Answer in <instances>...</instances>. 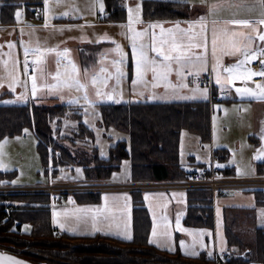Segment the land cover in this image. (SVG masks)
Here are the masks:
<instances>
[{
  "label": "crops",
  "instance_id": "0c3cea01",
  "mask_svg": "<svg viewBox=\"0 0 264 264\" xmlns=\"http://www.w3.org/2000/svg\"><path fill=\"white\" fill-rule=\"evenodd\" d=\"M82 2V4H79ZM142 1V0H141ZM186 3L188 6L182 9L183 15L174 19H164V20H144L141 16L134 18L133 20H139V23H133L138 31H143L147 29L146 35L143 37L144 43L151 45L153 33H155L157 39V47H159V41L163 36L165 39H170L168 29L176 31V25L179 24L180 29L187 30L189 25L188 22L196 21L199 17H205V23L207 24L206 30L201 33L199 25H196L191 31L193 33H201L197 36V42L206 47L202 46L200 48H193L194 53L203 54L206 58V65L203 62H197L193 65H189L184 71L189 73L187 76L181 75L177 77L176 73L173 72L168 77V82L158 80L153 81L151 73L148 74L147 78L151 83H156L155 87L142 89L138 92V98L130 99L128 101L120 100L118 103L122 102H171V101H208L209 100V88L207 87V99L203 97L200 91H192L199 86L195 82V79L199 76L208 75L211 79L212 88L219 94L222 93V98L225 103L224 106H220L217 112L220 114V122L217 126L211 125V112H210V141L208 143L202 142L201 137L194 131L181 129L178 136L177 144V159L179 165L182 164H207L211 159V154L216 149H223L226 151V156L222 160L217 162L219 168L223 171L229 172L231 175L240 178H254L258 179L264 177V175L256 173V164L259 162H264V155H260L258 150L264 146V141L261 139V130L264 129V99L258 98L252 95H240L237 89L249 88L253 91H259L257 85H264V76L254 75L249 76L250 72L259 73L264 71V64L261 61L264 60V54L260 53L261 49H264V41H260L257 32H264V25L257 23L260 19L264 18L262 15V10L260 7V0H229L233 5H244L243 7H223L217 10L213 15H208V5L217 3V0H166ZM95 2V7L92 5ZM101 0H49V11L48 17L51 21H47V27L56 26L60 24H66V22H58L59 16L65 11H69L66 5H71L75 12H77L78 17L76 21L69 22L73 25L82 23H102L104 30L105 27L111 25H117L121 27L122 23H128V18L126 21L122 22H111L106 20L105 14V3L103 0L104 9L100 10ZM127 1L122 0L123 6L127 10ZM85 4V5H84ZM88 6V8H86ZM45 2L43 0L42 9V19L38 22L27 21L24 19L23 13L20 16L19 21L15 17V22L11 24H0V93H9L5 95L2 99L6 97H14L16 95H22L24 91V72L22 67L21 55L23 53V47L27 43L33 45L39 41L41 45V35L39 38L34 35H29L30 32L40 31L43 38L46 33L45 30L38 29L39 27H44L45 25ZM93 17V20L83 21L81 16L89 15ZM70 14L68 13L67 16ZM229 19H248L252 21L253 27L257 29V32H253L251 28H245L242 26L228 25L229 35H224L221 29L224 25L221 23L217 28V44L215 59L212 53V21H224ZM91 21V22H90ZM156 24L158 27L151 28L149 25ZM161 28L165 31L162 33ZM21 29H23V35L21 34ZM44 31V32H42ZM232 31L244 32L253 37L252 41H245L248 44V53L251 55L252 52H256V55L250 60H245V52L243 46H240L241 50L236 51L231 46V36ZM71 37V36H70ZM71 39L70 45L75 48L78 56L79 65L81 68H90L97 63V60L93 61L90 65L84 67L79 59L78 48L76 43L78 42L73 37ZM236 39H239L237 37ZM85 41V42H83ZM105 42L101 47L114 46L112 40H100ZM11 42L14 46L9 48L8 44ZM88 40H81V43H88ZM92 43H97L93 42ZM99 42V41H98ZM187 40L185 39V43ZM36 45V44H35ZM101 47L99 49L98 56L101 52ZM22 53H21V52ZM128 53L132 55L131 48H127ZM150 56H155L156 54L149 51ZM98 59V57H97ZM5 62L7 63V68L5 67ZM15 63V82L9 77L8 73L12 71L13 64ZM24 63V57H23ZM216 64V71H212L213 64ZM32 64V63H31ZM239 64L238 68H235ZM33 66V65H32ZM176 67V65H173ZM206 68V70H205ZM227 68H234V73H229L225 71ZM33 69V68H32ZM31 69V70H32ZM24 71V72H23ZM30 71V70H29ZM26 73V72H25ZM27 74V73H26ZM35 74V73H34ZM217 75L220 76V84H217ZM235 76V78H232ZM230 80V82H229ZM12 84V87H9ZM181 84H187V87H179ZM223 85V88L221 87ZM177 88L175 90L171 89ZM169 88V92L167 91ZM226 91V92H224ZM143 93V95H141ZM182 95L181 100L175 95ZM156 95V97H155ZM176 97V98H175ZM184 97H194V98H184ZM41 98V97H35ZM56 97H51L53 101ZM0 99V101H2ZM170 99V100H169ZM113 101V98H112ZM184 138V143L181 140ZM259 155V158H256ZM180 180H173L170 178L164 179H149L146 183H166L171 184ZM133 180L127 182L126 184H132ZM139 186V183H134ZM4 185V184H2ZM8 185V184H5ZM4 185V186H5ZM47 185V184H46ZM45 185V186H46ZM9 186V185H8ZM120 189L127 190H139L142 191L141 201L147 203L150 207L153 205L156 209L162 211L164 228L167 232V243L168 247L172 244V247L177 243V249L167 250L163 244L153 242L151 244L157 246L158 248L165 249L169 252L179 251L186 256H196L200 252H204L206 255L210 254L214 250L222 251L224 249L235 250L237 252L238 248L233 249V245H239L238 241L235 240L234 234L231 236V244L227 241L226 236V221L227 213L237 212L242 216L254 217V226L250 228V231H254L255 227H264V211L261 215L260 220H256V213L259 209H264V204L260 205L257 200L256 191H263V202L264 203V187H250L245 189H232L222 193H215L213 197V228L209 229L207 227H197L190 226L184 223V216L186 214L187 206V193L186 189L183 187H134ZM151 188V189H150ZM99 190V189H98ZM109 188L100 189L99 192H104V200L99 205L88 200L77 201L74 197L71 199V203L68 205H60L58 209H51L49 203V210L51 216V223L58 231H64L72 235H93L102 234L112 237H117L120 239H126L127 236L132 237V207L134 203L127 200L120 201L124 196L121 191H113L114 195L110 193ZM113 190V189H110ZM75 191H89L87 189H66L62 191H56L49 193L50 202L52 199L56 198V194H75ZM95 191V190H94ZM136 192V191H135ZM87 194L85 192H78V194ZM107 198V199H105ZM145 207V206H144ZM146 208V207H145ZM103 209V213L101 212ZM55 214V215H54ZM237 219V218H236ZM177 220L179 223H177ZM98 228L99 231L94 230ZM122 224L124 226L123 230L126 231V236H120L116 233L119 230V226ZM153 225L150 223V229ZM228 228V227H227ZM149 241V238H148ZM162 241V240H161ZM181 241H183V248H181ZM251 242V241H250ZM248 242V243H250ZM247 243V244H248ZM248 247V245H247ZM179 249V250H178ZM195 252V255L190 253ZM188 253V254H186Z\"/></svg>",
  "mask_w": 264,
  "mask_h": 264
},
{
  "label": "trees",
  "instance_id": "16d2710c",
  "mask_svg": "<svg viewBox=\"0 0 264 264\" xmlns=\"http://www.w3.org/2000/svg\"><path fill=\"white\" fill-rule=\"evenodd\" d=\"M106 20L122 22L126 20V8L122 0H104ZM186 3L166 0H142L141 14L144 20L174 19L183 15ZM21 8L24 19L35 18L37 10L42 11L43 0H0V24L15 22V12ZM105 42L81 43L78 48L82 66L90 65L92 54ZM96 48L87 49L89 45ZM92 58L88 61L84 55ZM9 93H0V99ZM210 104L208 101L171 102H122L100 104L101 124L114 127L128 134L129 141L119 140L110 146L109 156L97 155L92 145V131L81 120L79 107L68 103H55L51 106L37 105L28 98L16 103L0 101V138L32 132L37 135L36 144L42 163L48 159L57 167L66 168L71 164L82 166L87 180L103 181L113 169L119 167L124 158L130 160L133 182L146 183L149 179L170 178L182 180L184 168L177 162V144L181 129L196 132L202 142L210 141ZM73 117L77 124L72 129L76 137L84 139L88 146L80 156L90 160L78 159L69 148L56 143L52 129H60L63 119ZM56 123V124H55ZM55 124V125H52ZM68 128V127H67ZM63 142L75 144L68 135ZM86 152L84 155L83 152ZM223 149L214 150L217 160L226 156ZM91 161V162H90ZM222 168L219 171L222 172ZM224 174H230L223 171ZM256 173L264 175V162L256 164ZM5 173L0 170V185ZM93 177V178H91ZM104 183V182H102ZM100 191L85 192L97 198ZM137 192L139 190H131ZM186 214L184 223L190 226L213 228V194L209 189L187 188ZM257 200L263 205V191H256ZM137 200L132 207V237L120 239L102 234L72 235L58 231L51 223L49 210L50 195L44 191L0 193V250L13 253L36 264H220L212 257L200 252L196 256L169 252L148 241L150 219L148 211ZM28 225L27 228H24ZM226 227L227 241L231 236ZM240 246L242 240L235 236ZM70 240H78L72 244ZM252 249L249 256H239L232 250L230 264H249L264 262V227L255 228Z\"/></svg>",
  "mask_w": 264,
  "mask_h": 264
},
{
  "label": "rangeland",
  "instance_id": "374dc122",
  "mask_svg": "<svg viewBox=\"0 0 264 264\" xmlns=\"http://www.w3.org/2000/svg\"><path fill=\"white\" fill-rule=\"evenodd\" d=\"M103 4V0H101ZM126 18H129V11L128 9L131 8L132 16L134 18H138L141 16V0H126ZM82 4V2H79ZM85 5V4H84ZM139 5V7H137ZM71 5H66L70 15H60L58 18V22H66V24H60L56 26H49V27H39L40 30H45L46 33L43 38L42 33L35 29L36 31L30 32L31 35L39 38V34L41 35V47L43 48H51L54 51L50 53H46L45 60L40 65H34L33 61L36 59V56L32 53L29 54V61L33 65L32 70H28L27 74L24 72V91L23 96L27 97L29 100H32L37 105L43 106H51L55 103H68L73 104L79 107V112L81 114L82 122L90 128L92 131V145L97 148V155L102 158H106L109 156L110 146L117 143L119 140H126V143L129 141V137L127 133H124L114 127H104L101 124V116H100V104L107 102L108 96L104 95V93H112L113 95V102L118 103L120 100L128 101L134 98H138V92L142 89H148L154 87L148 78H146V82L144 83H137L135 86L132 84V80L134 79V61L133 56L128 53L127 48H131V42L127 38L131 36L132 33L128 31L127 25L128 23H122L125 27H119L117 25H113V23H109L105 27L102 26V23H80L77 25H73L69 22L76 21V17H78L77 12L70 7ZM88 8V6H86ZM104 9V5H103ZM19 11L22 15V9L19 8L16 12ZM15 12V13H16ZM16 17V15H15ZM83 21L86 20H93V17L89 15L81 16ZM38 22L39 20H35ZM48 21H51L48 17ZM126 21V20H125ZM40 22V21H39ZM91 22V21H90ZM132 28L138 31V28L135 25H132ZM44 32V31H42ZM73 37L78 42L81 40H88L93 42H100V40H112L115 41L114 46L109 47H101V52L98 56L99 49L92 54L94 60H97V63L90 67V68H81L79 65V60L75 48L71 47L69 43H71V37ZM37 42V41H36ZM85 42V41H83ZM37 44V43H35ZM29 45L25 44V47H35L36 45ZM119 44L121 46L122 52L125 55V63L123 65L114 64L113 61L120 59V53L116 50V46ZM96 45H89L85 49H93L96 48ZM64 49H68L67 53H64ZM132 50V48H131ZM21 52V51H20ZM57 52L61 53V55H57ZM132 52V51H131ZM22 53V52H21ZM24 53V51H23ZM86 57L85 61L92 59L88 57V53L84 52ZM24 54L21 55L22 59V67L25 70V65L23 63ZM98 57V59H97ZM72 64L76 65L77 71L73 72ZM120 67L122 71L125 73L123 78L117 77L116 69ZM43 70L44 78H41L40 70ZM85 69H87V74H85ZM104 69V71H101ZM35 70V71H34ZM35 73V74H34ZM57 73L59 76L57 77ZM35 75L37 77V83L39 84H60L61 86L57 89L49 91L48 88H38L35 98L32 94V76ZM92 75H97L99 77L97 84L93 86L91 84V77ZM69 78H78L82 83L87 85V95L92 103H86L83 99L84 92L77 91L74 87L68 88L63 86V82L69 80ZM26 85V87H25ZM99 89L101 92V96H96L95 91ZM207 88L206 86H199V89L203 90ZM175 90L177 88H172ZM170 91L169 88L167 90ZM193 91V88H192ZM22 95H16L14 97H6L2 99V102L9 103H16L21 102L25 99H20ZM178 99L181 100L183 98L182 95L176 94ZM51 97H56L54 100H51ZM156 97V95H155ZM175 97V98H176ZM73 98H79L78 103H70L69 101ZM170 100V99H169ZM224 101H215L212 103V112H211V125L214 124L217 126V129H220L218 124L220 122V114L217 112L218 107L224 106ZM56 124V123H55ZM52 124V125H55ZM77 124V120L73 117H68L62 120L60 129H52L53 139H55L56 143L60 145H64L69 148V152L76 154L78 159H86L90 160L89 156H80L82 150L85 148H89L88 146L83 145L85 142L84 139L80 140L76 137L74 131L69 129V127H73ZM68 127V128H67ZM26 136L23 134L21 135H14V136H5L0 138V163L5 165L6 167H0V170L5 173L4 179L2 180V184H8L9 186H5L0 189V192L3 193H13V192H31V191H44L47 190L50 193L56 191H62L66 189H87L89 191L94 192V190L109 188V190L104 191H111L110 193H114L113 191H121L124 193V196L120 199L121 201H129L136 204L137 200H141L142 198V191L132 192L131 190L123 191L124 189H120L119 187L125 188H134L140 187L136 186L134 183H130L127 185V182L133 180V174L131 169L130 160L128 158H124L120 161L119 167L113 169L107 178L101 179L103 181H96L87 180L85 177V172L82 166L78 164H71L66 168L57 167V169L53 170V165L51 164L50 160L48 159L47 164L42 163V160L39 156L36 144L38 141L37 135L32 132H26ZM68 135L75 144H71V142H63L61 139L62 137H66ZM184 143V138L181 139ZM84 141V142H82ZM86 152L84 151L83 154ZM91 162V161H90ZM217 162H219L217 160ZM77 169L80 171L77 172ZM93 178V177H91ZM242 179H254V178H242ZM264 179V177L258 178ZM104 182V183H102ZM1 184V185H2ZM47 184V185H46ZM150 184L153 183H143L141 184L142 187H151ZM41 185H46L45 190L42 188ZM1 187V186H0ZM245 188V187H242ZM247 188V187H246ZM113 189V190H110ZM151 189V188H150ZM202 189V188H197ZM104 192H98L97 198L94 199L93 195L89 196V194H65V193H58L56 194V198L52 199L50 202L51 209H58L60 205H68L71 203L72 197H74L77 201L88 200L94 202L95 204H101L104 200ZM114 195V194H113ZM143 206L146 207L148 211L149 219L153 228L149 229L148 238L149 241L157 242L163 244L165 248H167V232L166 229L163 227V215L162 211L156 209L155 207L148 206L147 203L141 202ZM264 208V207H263ZM230 212L227 213V227H228V234L230 237V233H233L235 236H238L240 240H242L243 245L240 244L237 246L236 244L233 245V249L238 248L237 254L239 256L245 257L249 256L252 249V241L254 238V231H250V228L254 226V217L242 216L241 214H237V212ZM264 209H259L256 213V220L261 219V215ZM103 213V209L101 211ZM237 218V219H236ZM264 221V219H261ZM28 225H25L24 228H27ZM124 226L120 224L119 230L116 231L117 234L119 233L120 236H126V231L123 230ZM256 228V227H255ZM162 240V241H161ZM72 244H76L78 240H70ZM251 241V242H250ZM152 242V243H153ZM250 242V243H248ZM248 243V244H247ZM248 245V247H247ZM169 249L174 250L177 249V243L172 247V244L169 245ZM181 248L182 245H181ZM167 249V250H169ZM179 250V249H178ZM179 252V251H178ZM249 264H264V262H250Z\"/></svg>",
  "mask_w": 264,
  "mask_h": 264
},
{
  "label": "snow or ice",
  "instance_id": "6c2138e0",
  "mask_svg": "<svg viewBox=\"0 0 264 264\" xmlns=\"http://www.w3.org/2000/svg\"><path fill=\"white\" fill-rule=\"evenodd\" d=\"M45 2V25L44 27H47V21H48V11H49V0H44ZM60 0H57V3H59ZM244 5H233L229 2V0H217V3H213L208 5V15H213L217 10L223 8V7H243ZM92 7H95V2L93 3ZM139 7V5H137ZM260 7L262 10V15H264V0H260ZM100 10L103 11V4H100ZM129 18H128V31L132 33L131 36H128L127 38L131 42V48H132V56L134 61V79L132 80V84L135 86L137 83H144L146 82V78L149 73H151L152 80L158 81L162 80L165 82H168V77L173 72L176 73L177 77H180L182 74L187 76L189 73L185 72L184 70L189 66L193 65L197 62H203L205 65L207 63L206 58L203 54L200 53H194L192 51L193 48H200L202 46L206 47L205 45L200 44L197 42V36H199L201 33H203L206 28L207 24L205 23V17L201 16L196 21H190L188 22V29H180L179 24L176 25V31H173L172 29H168L167 32L169 33L170 39H165L163 36L161 37L159 41V47H157V39L155 36V33H153L152 36V42L151 45H148L144 43L143 37L146 35L147 29L143 31H136L132 28L133 23H139L140 21L133 20L132 16V9L129 8ZM17 20L19 21L21 13L17 11L15 13ZM64 15H67V12L64 13ZM223 24L224 27L221 29L224 35H229L228 25H236V26H242L245 28H251L253 32H257V29L253 27L252 21L248 19H229L224 21H218L213 20L212 21V53L213 58L215 59V52H216V44H217V28L219 24ZM258 24L264 25V18L257 21ZM199 25L201 29V33H193L191 30L196 26ZM121 27H125L124 25H121ZM151 28L158 27L156 24L149 25ZM165 30L161 28V32L163 33ZM21 34L23 35V29H21ZM31 35V33L29 34ZM258 38L260 41H264V32H257ZM231 36V46L236 51H240V46H243V50L245 52V60H250L252 57L256 55V52H252L251 55L248 53V47L249 45L244 43L245 41H252L253 37L247 33L244 32H238V31H232L230 33ZM239 37V39H236ZM185 39L187 42L185 43ZM115 43V41H113ZM9 48H12L14 45L9 42L8 44ZM116 50L120 53V59L113 61L114 64L117 65H123L125 63V55L122 52L121 46L117 44ZM54 51V49L51 48H43L41 47L39 41H37V44L35 47H25L24 48V55H25V72L28 71V56L30 53L36 56V59L33 61L34 65H40L45 60L46 53H50ZM149 51L155 53V56H150ZM68 49H64V53H67ZM261 54H264V49L260 50ZM57 55H61V53L57 52ZM261 64H264V60L261 61ZM173 65H176V67H173ZM5 67L7 68V63L5 62ZM235 68L239 67V64L234 66ZM72 70L73 72L77 71L76 65L72 64ZM206 70V68H205ZM35 71V70H34ZM101 71H104V69H101ZM212 71H216V64L214 63L212 66ZM225 71L229 73H234V68H227ZM15 63L13 64V69L8 73L9 77L15 82ZM41 78H44L43 70H40ZM85 74H87V69H85ZM116 74L118 79L123 78L125 76V73L122 71L120 67H117ZM249 76L254 75H261L264 76V71H261L259 73L250 72L248 74ZM59 76V73H57V77ZM232 78H235L233 76ZM99 77L97 75H92L91 77V84L95 86L97 84ZM217 84H220V76L217 75L216 78ZM230 82V80H229ZM60 84H39L37 83V77L35 75L32 76V94L35 97L38 88H48L49 91H52L54 89L59 88ZM64 87L68 88H75L77 91L84 92L83 99L86 103H92V101L89 100L87 95V85L82 83L78 78H69V80H66L63 82ZM155 87L156 85L153 84ZM9 87H12V84H9ZM26 87V85H25ZM179 87H187V84H181ZM223 88V85H221ZM257 91H253L249 88L244 89H237V92L240 95H252L256 96L258 98L264 99V85H257ZM193 91H200V89L197 87ZM207 88L203 89L201 94L205 99H207ZM96 96H101L100 90L97 88L95 91ZM104 95H107L109 99H112L113 96L109 93H104ZM143 95V93H141ZM184 98H194V97H184ZM20 99H27L25 96H21ZM9 103L11 101H8ZM70 103H78L79 98H73L69 101ZM261 139L264 141V129L261 130ZM258 153L260 155H264V146H262L261 149L258 150ZM259 158V155L256 157ZM0 167H6L2 163H0ZM80 170L77 169V172ZM107 199V198H105ZM55 215V214H54ZM177 223L179 221L177 220ZM94 230L99 231L98 228H95V224L93 225ZM127 239H131L130 236L126 237ZM152 243L153 241H149ZM183 241H181V245L183 246ZM172 250V249H169ZM188 254V253H186ZM192 255H195V252L190 253ZM211 255V254H210ZM14 264H23L21 261H15Z\"/></svg>",
  "mask_w": 264,
  "mask_h": 264
},
{
  "label": "built area",
  "instance_id": "2783aa9c",
  "mask_svg": "<svg viewBox=\"0 0 264 264\" xmlns=\"http://www.w3.org/2000/svg\"><path fill=\"white\" fill-rule=\"evenodd\" d=\"M42 17V11L37 10L35 12V18L39 19ZM29 59V56L28 58ZM25 65V55H24ZM28 70L32 69V65L28 60ZM195 82L199 85H205L209 88V104L210 107L215 101H222V93H218L213 90L211 79L208 75L199 76L195 79ZM226 92V91H224ZM180 167L184 168V177L182 180L173 182L171 184L166 183H153L151 187H183V188H202L209 189L212 194L222 193L232 189H245L250 187L263 186L264 179H242L230 174H224L219 171V167L215 161V155L211 154V159L207 164H182ZM5 186H1L3 188ZM245 187V188H242ZM45 190V187H42ZM47 191V190H45ZM3 193V192H0ZM232 252L230 249H224L222 251L214 250L210 257L215 259L220 264H230Z\"/></svg>",
  "mask_w": 264,
  "mask_h": 264
},
{
  "label": "water",
  "instance_id": "95a60500",
  "mask_svg": "<svg viewBox=\"0 0 264 264\" xmlns=\"http://www.w3.org/2000/svg\"><path fill=\"white\" fill-rule=\"evenodd\" d=\"M109 94L112 95L111 92ZM107 102L111 103L112 99L108 98ZM15 261H21L23 264H36L13 253L0 250V264H14Z\"/></svg>",
  "mask_w": 264,
  "mask_h": 264
}]
</instances>
